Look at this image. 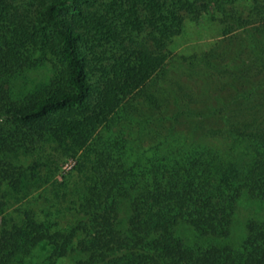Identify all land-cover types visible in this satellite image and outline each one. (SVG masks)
<instances>
[{
	"label": "trees",
	"instance_id": "16d2710c",
	"mask_svg": "<svg viewBox=\"0 0 264 264\" xmlns=\"http://www.w3.org/2000/svg\"><path fill=\"white\" fill-rule=\"evenodd\" d=\"M252 1V12L264 13V0ZM197 4L207 8L201 0H0V264H32L43 245L47 264H264V219L248 221L239 247L227 243L241 199H264V94L226 106L224 126L212 134L229 140L228 153L190 144L143 161L135 145L149 116L161 112L148 90L164 55L123 46L105 88L89 82L88 52L113 27L163 36ZM212 10L219 16L220 4ZM249 23L238 17L232 25ZM234 50L226 47L223 60L237 62ZM39 54L55 61L51 78L32 84L28 75L45 62ZM137 97L147 106L140 116ZM243 143L246 156H234ZM41 144L63 149L81 175L64 227L40 221L29 204L7 210V193H21L37 171H45L44 186L55 183L54 156L24 157ZM182 223L210 241L189 244L178 233Z\"/></svg>",
	"mask_w": 264,
	"mask_h": 264
},
{
	"label": "rangeland",
	"instance_id": "374dc122",
	"mask_svg": "<svg viewBox=\"0 0 264 264\" xmlns=\"http://www.w3.org/2000/svg\"><path fill=\"white\" fill-rule=\"evenodd\" d=\"M201 3L207 4V8L197 4L190 14L186 12L188 15L178 13L179 20L184 18L183 24L171 28L163 36H159L158 30L152 28L139 33L119 25L113 27L114 35H106L109 37L107 40L88 52L89 82L96 90L105 88L111 67L123 52V46L146 48L164 55L165 66L154 76L148 90L156 98L161 112L154 116L148 115L151 120L146 122L147 129L135 145V151L143 161L155 157L157 150L161 154L170 149L182 151L188 149L190 144L211 145L228 153L229 140L219 133L212 134V130L224 126L226 106H238L250 92L264 94V13L260 10L252 12V0H201ZM215 3L220 4L219 16L213 14ZM238 17L251 23L235 27L232 23ZM214 18L222 21L219 23ZM253 41L258 43L259 50L256 51ZM229 46L235 49L237 62L223 60L221 54ZM248 51L250 53L247 54ZM38 57L45 62L28 75L32 84L51 78V61L54 58L50 54L47 55V61L40 54ZM226 84L229 89L232 87L231 91H228ZM143 101L137 97L134 102L139 108V116L145 114L144 108H147ZM208 106L211 108L206 110ZM163 113L167 118H163ZM134 119L145 121L148 117ZM64 152L63 149L55 150L49 144H41L34 152L24 156L28 161L37 155L44 157L50 153L54 156L59 165L54 173L55 183L44 186L42 176L45 171H37L35 177L24 181L21 193H7L8 211L29 204L28 207L35 210L40 221L58 222L60 227L69 223V207L72 200L79 199L82 182L78 170H62L68 160L62 155ZM231 152L237 157H245L248 153L244 143ZM127 215V203H123L122 218L125 219ZM250 219H264V199H251L247 196L241 199L227 243L240 246L247 234ZM178 233L191 245H202L210 241L199 237L187 223L178 227ZM49 251L44 245L35 249L32 264H47L45 259ZM58 264L73 262L72 259H66Z\"/></svg>",
	"mask_w": 264,
	"mask_h": 264
},
{
	"label": "built area",
	"instance_id": "2783aa9c",
	"mask_svg": "<svg viewBox=\"0 0 264 264\" xmlns=\"http://www.w3.org/2000/svg\"><path fill=\"white\" fill-rule=\"evenodd\" d=\"M75 165H76V160L70 158V159H68V160L66 161V163H64V165H63V167H62V170H63L64 172H69V171H71V170L74 169Z\"/></svg>",
	"mask_w": 264,
	"mask_h": 264
}]
</instances>
